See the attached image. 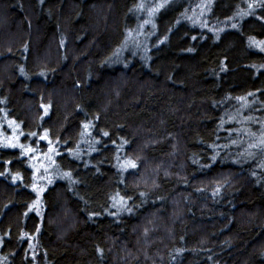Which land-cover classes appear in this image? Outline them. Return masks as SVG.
<instances>
[{"label":"trees","instance_id":"1","mask_svg":"<svg viewBox=\"0 0 264 264\" xmlns=\"http://www.w3.org/2000/svg\"><path fill=\"white\" fill-rule=\"evenodd\" d=\"M139 7L0 0V264H264V0Z\"/></svg>","mask_w":264,"mask_h":264},{"label":"rangeland","instance_id":"2","mask_svg":"<svg viewBox=\"0 0 264 264\" xmlns=\"http://www.w3.org/2000/svg\"><path fill=\"white\" fill-rule=\"evenodd\" d=\"M179 0H140L138 14L140 23L135 31L130 35V44L139 50L147 39L157 28V18L159 15L174 2ZM13 135L11 140L15 141Z\"/></svg>","mask_w":264,"mask_h":264}]
</instances>
